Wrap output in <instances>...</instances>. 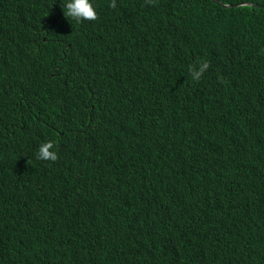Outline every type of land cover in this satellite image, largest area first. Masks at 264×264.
Returning a JSON list of instances; mask_svg holds the SVG:
<instances>
[{"label":"trees","instance_id":"obj_1","mask_svg":"<svg viewBox=\"0 0 264 264\" xmlns=\"http://www.w3.org/2000/svg\"><path fill=\"white\" fill-rule=\"evenodd\" d=\"M250 1L0 0V264H264Z\"/></svg>","mask_w":264,"mask_h":264},{"label":"clouds","instance_id":"obj_2","mask_svg":"<svg viewBox=\"0 0 264 264\" xmlns=\"http://www.w3.org/2000/svg\"><path fill=\"white\" fill-rule=\"evenodd\" d=\"M149 2H151V0H149ZM109 6L111 8H115V0H111ZM65 7L66 12H64V15L77 22L83 20L95 21L98 19L95 8L90 0H69ZM208 68L209 64L207 62H203L199 65H190L188 71L192 80L198 82ZM53 147L54 145L51 141L41 144L37 153V159L43 161H56L58 156L55 151H51Z\"/></svg>","mask_w":264,"mask_h":264},{"label":"water","instance_id":"obj_3","mask_svg":"<svg viewBox=\"0 0 264 264\" xmlns=\"http://www.w3.org/2000/svg\"><path fill=\"white\" fill-rule=\"evenodd\" d=\"M214 1H216V2H218L219 4H221V5H230V4H238V3H249V4H254V3H256V2H254V1H250V0H237V1H234V2H232V3H230V2H222V1H220V0H214ZM258 4V3H257Z\"/></svg>","mask_w":264,"mask_h":264}]
</instances>
